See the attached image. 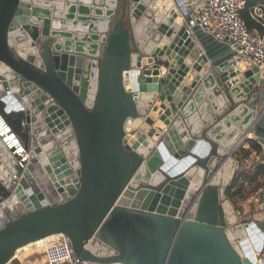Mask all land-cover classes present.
I'll use <instances>...</instances> for the list:
<instances>
[{
	"label": "water",
	"instance_id": "1",
	"mask_svg": "<svg viewBox=\"0 0 264 264\" xmlns=\"http://www.w3.org/2000/svg\"><path fill=\"white\" fill-rule=\"evenodd\" d=\"M262 87L203 55L181 0H0V102L29 150L22 170L0 144V264L55 235L90 264H258L264 222L236 226L225 191Z\"/></svg>",
	"mask_w": 264,
	"mask_h": 264
},
{
	"label": "built area",
	"instance_id": "2",
	"mask_svg": "<svg viewBox=\"0 0 264 264\" xmlns=\"http://www.w3.org/2000/svg\"><path fill=\"white\" fill-rule=\"evenodd\" d=\"M247 0H181V10L186 17V33L194 39V29H200L215 41L226 43L231 52V59L236 65L264 67V37L248 29L240 17V11ZM261 10V9H260ZM259 10V11H260ZM264 12L261 13V16ZM23 125V123H22ZM249 125L240 138L229 150V154L237 148L251 130ZM0 144L11 157L18 156L17 165L24 170L28 160L29 150L24 142L12 131L11 127L0 113ZM264 164V158L262 159ZM19 182L16 175L12 176V185ZM255 205V210L264 214V181L256 195L249 198ZM54 240L43 249L41 262L21 264H90L75 256L63 235L51 236ZM49 237V238H51ZM262 253V252H261ZM258 264H264L263 257Z\"/></svg>",
	"mask_w": 264,
	"mask_h": 264
},
{
	"label": "crops",
	"instance_id": "3",
	"mask_svg": "<svg viewBox=\"0 0 264 264\" xmlns=\"http://www.w3.org/2000/svg\"><path fill=\"white\" fill-rule=\"evenodd\" d=\"M259 10L260 9L258 6L255 7L254 16L258 17L260 19L261 13L264 12V9L260 10V11ZM184 19L186 21L185 15H184ZM254 33H256V32H254ZM194 36H195L194 41L201 48L203 55H205L214 64H219V63L225 62L232 57L231 52L229 50V47L226 43H220V42L215 41L211 36L206 35L200 29H194ZM263 93H264L263 87L257 90V102H256V108H255L257 115H256V119L252 123L251 130L249 131V134L247 135V137H245L243 139V141L231 153L230 157L236 162L235 173L238 170L245 171V172H247V171L253 172L256 169L257 164L262 163V159L264 158V99L261 100L259 98V95L263 94ZM0 104H2V103L0 102ZM3 107H4V105H3ZM5 114L6 115H12V114H19V113H5ZM243 114L240 115V117L237 116L236 119L238 122H240L244 119L245 116ZM20 127H22V122L20 124ZM240 136L236 139V141L239 140ZM236 141H234L232 145H234L236 143ZM250 141H252L254 144H256V146H258V148L260 149V152L251 150L250 145H249ZM240 149H243V151H245L249 154L246 158L241 157V162L234 158V154L237 151H239ZM258 191L255 193H252L249 196V198L252 195H256L258 193ZM249 198L246 200V202H250ZM30 247H32L34 249L25 248L22 251V252H25V254L27 255L26 259L29 262L32 261V258H33V261L41 262L43 260V249L41 247V244L39 243L36 245H32ZM263 250H264V248H263ZM263 259H264V256H263Z\"/></svg>",
	"mask_w": 264,
	"mask_h": 264
},
{
	"label": "trees",
	"instance_id": "4",
	"mask_svg": "<svg viewBox=\"0 0 264 264\" xmlns=\"http://www.w3.org/2000/svg\"><path fill=\"white\" fill-rule=\"evenodd\" d=\"M264 9V0H247L245 7L240 11V17L245 22L250 31L258 33L264 37V15L259 19L254 16L255 7ZM0 113L4 116L5 120L11 127L12 131L24 142L25 134L22 127H20L22 115L12 114L6 115L3 110V105L0 104ZM23 133V134H22ZM251 150L260 152V149L252 141L249 143ZM249 154L243 149H240L234 154V158L241 162V157L246 158ZM264 181V164H257L256 169L252 171H240L238 170L230 184L226 187L225 196L226 199L234 207L238 215L242 213V205L249 198L252 193H255L261 187ZM3 193L0 185V194Z\"/></svg>",
	"mask_w": 264,
	"mask_h": 264
},
{
	"label": "rangeland",
	"instance_id": "5",
	"mask_svg": "<svg viewBox=\"0 0 264 264\" xmlns=\"http://www.w3.org/2000/svg\"><path fill=\"white\" fill-rule=\"evenodd\" d=\"M25 140H26V137H25ZM230 150V148H229ZM232 206V205H231ZM233 210H234V214L237 215L238 219H237V222H236V226L237 225H246V224H249V223H252V222H264V214H260L258 213L256 210H255V205L253 202H244L243 205H242V213L240 215L237 214V212L235 211L234 207L232 206ZM39 244V243H38ZM32 246V245H30ZM27 247V248H32V247ZM34 249V248H32ZM41 250V249H40ZM21 251V252H20ZM22 250H19L17 252V257L18 259L22 262V263H27L29 262L26 258H27V255L25 254V252H22ZM264 256V250L262 251L260 257L262 258ZM32 263H35L36 261H33V258H32V261H30Z\"/></svg>",
	"mask_w": 264,
	"mask_h": 264
},
{
	"label": "bare ground",
	"instance_id": "6",
	"mask_svg": "<svg viewBox=\"0 0 264 264\" xmlns=\"http://www.w3.org/2000/svg\"><path fill=\"white\" fill-rule=\"evenodd\" d=\"M253 237H256L255 235H253ZM253 239V241L255 242L256 240L254 239V238H252ZM54 240V238H46V239H44V240H41V241H39V242H36L35 244H33V245H36V244H38V243H40L41 244V247H42V249H44L45 247H47L52 241ZM248 241H249V239H248ZM250 242V244H251V246H252V248H253V250H254V248L256 247V245L257 244H255V245H252L253 243H252V241H249ZM27 247H29V246H27ZM27 247H25V248H27ZM24 248V249H25ZM19 251V250H18ZM18 256V255H17Z\"/></svg>",
	"mask_w": 264,
	"mask_h": 264
}]
</instances>
